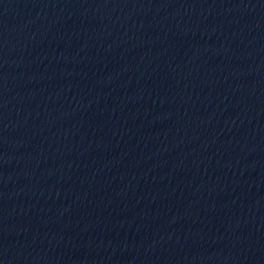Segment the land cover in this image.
Segmentation results:
<instances>
[{
	"label": "water",
	"instance_id": "95a60500",
	"mask_svg": "<svg viewBox=\"0 0 264 264\" xmlns=\"http://www.w3.org/2000/svg\"><path fill=\"white\" fill-rule=\"evenodd\" d=\"M0 264H264V0H0Z\"/></svg>",
	"mask_w": 264,
	"mask_h": 264
}]
</instances>
